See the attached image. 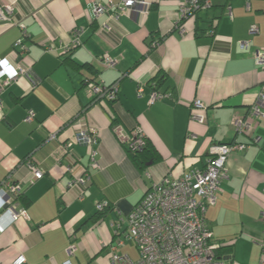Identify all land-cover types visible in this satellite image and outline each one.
<instances>
[{
  "label": "crops",
  "instance_id": "crops-1",
  "mask_svg": "<svg viewBox=\"0 0 264 264\" xmlns=\"http://www.w3.org/2000/svg\"><path fill=\"white\" fill-rule=\"evenodd\" d=\"M119 1L0 0L14 3V21L25 32L0 23V60L21 61L12 51L23 37V64L30 68L0 93V186L21 185L16 208L26 214L16 221L0 214V264L20 256L23 264H110L111 254L134 260L126 218L148 187L202 169L212 144L231 142L246 147L229 155L228 177L206 223L217 243L229 245L226 264H264V120L249 135L236 134L231 124L256 101L264 78L253 56L264 47V0H250L249 10L245 0H212L210 9L179 24L183 34L177 4L152 0L146 15L128 11L111 24L117 39L99 32L107 15L95 19L92 8ZM75 31L79 44L63 55ZM241 41L249 48L240 49ZM105 56L116 59L113 68L101 63ZM157 72L166 75L159 92L168 97L150 104L148 83ZM89 79L117 83L110 109L103 101L90 104ZM196 100L205 105L201 123L189 118ZM29 112L34 117L25 122ZM78 125L97 134L98 169L89 167V147L76 142ZM116 126L127 135L138 127L159 161L138 172ZM28 163L42 172L32 183ZM84 173L85 187L67 186ZM98 203L108 209L98 211ZM71 245L75 252L68 255Z\"/></svg>",
  "mask_w": 264,
  "mask_h": 264
},
{
  "label": "built area",
  "instance_id": "built-area-1",
  "mask_svg": "<svg viewBox=\"0 0 264 264\" xmlns=\"http://www.w3.org/2000/svg\"><path fill=\"white\" fill-rule=\"evenodd\" d=\"M177 4L176 27L183 34L179 24L189 19L198 12L210 9L212 0H170ZM152 0H120L118 3L108 2L105 5L96 4L92 8V15L95 19L107 15V21L99 26V32L106 34L113 33L112 23L118 24L121 15L128 11H135L140 15H146ZM246 10L250 9V0H245ZM14 3H3L0 5V23L17 25L24 37V26L14 21ZM258 32L256 26L249 29L250 35ZM78 32L73 34L74 40L71 45L64 46L61 50L65 54L70 48L79 44ZM18 39L13 46L12 56L20 57L21 61L11 63L8 59L0 60V93L21 76H26L30 68L23 64V57L27 51L23 43L24 38ZM239 47L242 50L249 48L248 41H241ZM254 61L264 76V47L254 50ZM101 63L106 68H113L117 61L115 58L105 56ZM91 95L99 98L115 99L118 88L117 83L109 87L94 82L86 84ZM137 94L143 93V87L138 85ZM167 94L151 91L149 103L167 98ZM205 109L201 101H194L190 107V119L199 123L204 117L198 114ZM1 112V101H0ZM34 115L29 112L25 122L32 121ZM259 120H264V78L256 101L250 105L243 116H235L231 120L236 134L249 135L254 125ZM76 142L89 147V167L98 169L97 151L94 146L97 144V134L94 129L80 127L78 125ZM114 133L120 143L125 144L132 153L140 151L143 147V135L139 130L133 135L123 134L121 128L114 127ZM246 146L238 142L230 144H212L207 152L204 167L199 170H191L183 173L180 177H163L151 184L145 191L141 200L132 208L126 218V236L133 241L138 257L135 260L126 255L111 254L110 264H226L224 260L216 257V243L206 223V211L215 205L217 192L221 181L228 177L226 162L229 155L238 149ZM31 175L29 183L40 179L42 172L27 164ZM90 181L89 176L84 173L71 178L68 187H85ZM20 184L2 182L0 186V214L5 213L12 221L18 220L21 216L26 217L23 210L16 208L15 197L21 192ZM264 191V189H263ZM101 210L108 205L97 204ZM261 221L264 225V209L261 213ZM122 242L120 241L118 245ZM75 252L74 246L66 249L68 255ZM25 259L20 256L14 264H23ZM233 264V263H232ZM263 264V262H262Z\"/></svg>",
  "mask_w": 264,
  "mask_h": 264
},
{
  "label": "trees",
  "instance_id": "trees-1",
  "mask_svg": "<svg viewBox=\"0 0 264 264\" xmlns=\"http://www.w3.org/2000/svg\"><path fill=\"white\" fill-rule=\"evenodd\" d=\"M112 26V25H111ZM212 28V31H210V33H213V25L210 27V29ZM118 33L116 34H111L113 36H115L117 39H119V34L117 35ZM23 43H24V39H23ZM71 50L69 49L65 54L63 55H67ZM74 64V63H72ZM77 66V65H75ZM88 82H94L95 83V80L94 79H89V80H86L84 81V87L86 88V90L88 91L87 89V86L86 84ZM166 82V75L162 72H157L149 81L148 83V86L151 88V91H157L159 92V90L161 89V87L165 84ZM98 84V83H96ZM110 85H107V87H109ZM161 94H163L162 92H159ZM91 95V94H90ZM92 97V101L90 102V104H94V103H99L101 101H103V103H105L106 105V108H109L112 107V105H114L117 100H118V92H117V95L115 97V99L113 100H108L107 98H99L97 95H91ZM162 100V99H161ZM160 101V100H159ZM191 107V105H190ZM111 112V111H110ZM189 112H190V109H189ZM113 119V115L111 116ZM190 118V117H189ZM191 120V119H190ZM112 125H114L112 123ZM114 130V129H113ZM139 130L138 127H135L134 129L132 128V130H130V132L128 133V135H133L135 134V132ZM143 147L140 149V151H137L135 153H132L130 150H128V147L125 145V144H122L124 146V148L126 149V152H127V155L130 157L131 161L133 162L134 166L136 167V169L138 170V172L140 173H143L147 170V168H149L150 166L156 164L158 161H159V157L157 156V154L155 153L154 149L149 145V143L146 141V138L143 136ZM97 151V150H96ZM98 153V151H97ZM98 156V155H97ZM97 159V158H96ZM97 162H98V159H97ZM168 176V175H166ZM166 176H163V177H166ZM162 177V178H163ZM158 181V180H157ZM156 182V181H155ZM222 182V181H221ZM154 183V182H153ZM149 188V187H148ZM15 202H19V201H22V198H21V192L15 197ZM141 200V199H140ZM139 200V201H140ZM138 201V202H139ZM137 202V203H138ZM136 203V204H137ZM100 204V203H98ZM135 204V205H136ZM134 205V206H135ZM97 208V206H96ZM105 209H108V206L106 208H103L101 210H98V211H104ZM132 241V240H131ZM133 242V241H132ZM214 243H216V248H215V253H216V257L221 259V260H224V256L223 254L225 252H228V246L229 245H226V244H220V243H217L215 240H214ZM135 246V245H134ZM136 248V247H135Z\"/></svg>",
  "mask_w": 264,
  "mask_h": 264
},
{
  "label": "rangeland",
  "instance_id": "rangeland-1",
  "mask_svg": "<svg viewBox=\"0 0 264 264\" xmlns=\"http://www.w3.org/2000/svg\"><path fill=\"white\" fill-rule=\"evenodd\" d=\"M137 257H138V252L136 251V249L134 248V251H133V259L135 260V259H137Z\"/></svg>",
  "mask_w": 264,
  "mask_h": 264
}]
</instances>
